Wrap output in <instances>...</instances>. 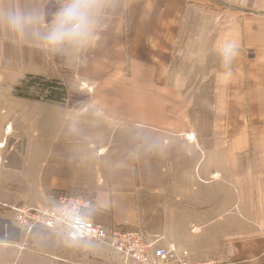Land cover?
Listing matches in <instances>:
<instances>
[{
    "label": "crops",
    "instance_id": "0c3cea01",
    "mask_svg": "<svg viewBox=\"0 0 264 264\" xmlns=\"http://www.w3.org/2000/svg\"><path fill=\"white\" fill-rule=\"evenodd\" d=\"M188 1L110 0L100 40L80 60L48 54L31 38L0 26L4 85L26 75L45 77L53 69L62 79L79 69L100 83L93 99L79 106L85 111L27 100L14 107L27 115L29 106L35 109L30 120L40 134L12 138L13 144L4 139L10 148H2L6 161L0 167V264H137L104 242L69 245L64 229L36 226L26 233L14 223L10 206H51L60 192L88 198L90 206L82 212L93 222L139 229L156 246L174 248L177 259L264 264V14L257 13L264 0H224L233 9L206 18L202 0L192 7ZM9 2L47 13L59 4ZM189 30L196 32V71L200 55L203 61L214 59L210 83L195 92L211 101L195 102L193 108L186 97L191 91L180 85L179 119L169 123L181 133L125 138L114 130L110 136L109 126L122 127L124 108L131 109L133 120L134 110L148 111L144 124L150 126L164 120L167 107L156 96L173 94L171 60L176 51L182 64L188 62ZM124 31L131 85L106 87L124 69ZM232 42L236 54L226 68L223 48ZM183 75L180 70V79ZM193 109L205 117L201 125L196 121V138L186 133ZM164 127L169 128L167 120ZM146 144L152 147L145 150Z\"/></svg>",
    "mask_w": 264,
    "mask_h": 264
},
{
    "label": "rangeland",
    "instance_id": "374dc122",
    "mask_svg": "<svg viewBox=\"0 0 264 264\" xmlns=\"http://www.w3.org/2000/svg\"><path fill=\"white\" fill-rule=\"evenodd\" d=\"M204 3H202V8L205 12L204 16L205 18L212 14H218L219 16H222V14L226 15L224 12H228V10L233 9L229 5L224 2V0H202ZM188 5L190 7L196 6L195 0H189ZM259 14H264V8L260 11H257ZM207 20H204V23H206ZM189 35V43L187 47H184L185 52L187 51L186 57H188V62L182 64L180 59L181 56L179 53H176L174 51L173 57L171 60V70H170V75L171 77L169 78V81L172 82L171 87L173 90L172 95H167L166 99L164 96H156V99L161 100V102L167 107L165 113H164V108L163 111L161 112L162 116H165L164 120H157L156 126H150L147 124H144V121H146V117L148 115V111L146 110H140L139 112L134 110V113L138 115V117L133 120L130 117V114H133L131 109L124 108L122 111H119L120 117L119 120H122V127H116L114 125L113 128L109 126L108 128V133L111 136V134L114 133V130H117L119 133L120 130L123 131V135L125 138L128 136H131L132 134H139L140 138H144L150 135L153 136H162L167 137L170 133L176 132V133H181L177 132L173 127H171L169 120L174 117L175 115L179 114V95H178V90L180 85L181 86H188L187 90L191 91L190 94H188L187 101L190 104V106L194 107L195 102H199L200 104H205L206 101H211V96L209 100H206V96L204 95H196V88H202L206 86V83L209 82V72L211 71V68L213 66L214 59L203 61L202 56L200 55V71H196L197 68V63H196V58H195V36L196 32L194 30H189L188 32ZM128 31L123 32V56L125 62L124 64V69L121 71H116L115 74L117 75L115 79H108V84L105 83L106 87H125V86H130V73H129V63L128 59ZM181 47L177 48V51H179ZM203 62V63H202ZM116 63H113L112 66H114ZM78 66V64H77ZM79 70V69H77ZM77 72V74L73 76H66V73H63V77L65 79H62L61 73L59 71H55L53 69V73L46 74L45 77L41 76V79L43 78L44 80L47 81H52L51 84L53 87L61 86V97L58 100H48V96L46 97L47 94H49L48 90H43L42 92L38 90V88L42 87L41 86V81H33V79L29 80V86L27 91L25 92L26 96L25 97H20L16 95L15 88L17 86H20L22 83L20 81L22 79H17V80H11L10 85L6 86L2 82H0V156L1 161H0V167L4 166V162L6 159L3 157V154L6 150H2V148L7 145L8 148L10 144H13V139L12 138H37V135L40 134V129L39 127L35 124L32 123V118H34L35 115V109H32L30 106L28 108V115L24 111H19L17 108L18 102L20 100H27L28 102L30 101L32 104L35 102H40V103H49L53 105H57L58 107H63V108H76L78 110L85 111V107L80 108V105L86 106V103L90 100L93 99L94 97V92L96 88L100 86V83L97 84L94 80L91 81V79H88V77L83 76L80 72ZM180 70L183 71L184 79H180ZM32 76H37V75H32ZM47 76V77H46ZM199 76V77H197ZM40 77V76H39ZM67 78V79H66ZM204 78V80L202 79ZM6 87L7 90L3 91V88ZM9 89V90H8ZM185 96H182V98ZM79 107V108H78ZM156 114H159L157 112ZM166 114V115H165ZM199 114V115H197ZM203 112L200 110V112H196L194 109L192 111L188 112V132L187 134L193 135L192 138H196L194 132L197 129V126L199 124H196V121L199 120L200 125L205 122V117L202 115ZM18 115H22L24 118L29 119L28 122H24L23 120L20 121ZM28 117V118H27ZM178 121V116H175ZM167 120L169 128L164 127V122ZM9 123V125H8ZM24 124L26 125V128L23 127ZM135 124H140V125H135ZM142 124V125H141ZM11 129H10V127ZM168 129V130H167ZM23 130L25 132L23 133ZM184 134L178 135L183 138L186 137V133L183 132ZM24 134V135H22ZM5 138L8 139L6 144V141L4 140ZM188 140H190V137H186ZM3 139V140H1ZM64 193V192H62ZM70 194V193H69ZM74 196H80L83 197L87 200L85 196L81 195H75V194H70ZM58 196V195H57ZM56 196V197H57ZM18 205H25V204H18ZM44 206V205H40ZM99 224V223H98ZM109 227H114V226H109ZM117 227V226H116ZM120 228V227H119ZM127 229V228H126ZM56 230V229H54ZM202 263H207V262H202ZM212 263V262H211ZM213 264V263H212Z\"/></svg>",
    "mask_w": 264,
    "mask_h": 264
},
{
    "label": "clouds",
    "instance_id": "9594fccd",
    "mask_svg": "<svg viewBox=\"0 0 264 264\" xmlns=\"http://www.w3.org/2000/svg\"><path fill=\"white\" fill-rule=\"evenodd\" d=\"M110 0H59L58 7L47 13L41 7H28L0 0V26L21 38H31L51 55L80 60L97 46L101 21ZM234 42L225 45V67L236 54ZM152 145H145L148 150ZM79 234L67 236L69 245L79 243Z\"/></svg>",
    "mask_w": 264,
    "mask_h": 264
},
{
    "label": "built area",
    "instance_id": "2783aa9c",
    "mask_svg": "<svg viewBox=\"0 0 264 264\" xmlns=\"http://www.w3.org/2000/svg\"><path fill=\"white\" fill-rule=\"evenodd\" d=\"M89 206L90 201L83 197L60 193L51 206L15 205L10 209L14 223L26 233L36 226L64 229L68 236L75 233L81 235L82 240L104 242L126 260L137 264H212L177 259L174 248L156 246L139 229L106 227L93 222L82 212Z\"/></svg>",
    "mask_w": 264,
    "mask_h": 264
},
{
    "label": "trees",
    "instance_id": "16d2710c",
    "mask_svg": "<svg viewBox=\"0 0 264 264\" xmlns=\"http://www.w3.org/2000/svg\"><path fill=\"white\" fill-rule=\"evenodd\" d=\"M33 79V81H41V86L40 88H38V90H40L41 92L43 90H48L49 94L46 95V97L48 96V100H58L61 97V86H57V87H53L51 82L52 81H47L44 80L43 78L41 79V77L39 76H32V75H26L24 78H22V80L20 81V83H22L20 86H17L15 88L16 91V95L20 96V97H25L26 94L23 91H27L28 86H29V80ZM62 193V192H60ZM59 193V194H60Z\"/></svg>",
    "mask_w": 264,
    "mask_h": 264
}]
</instances>
